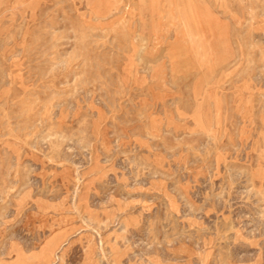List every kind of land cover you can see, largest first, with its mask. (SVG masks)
<instances>
[{"label":"rangeland","instance_id":"obj_1","mask_svg":"<svg viewBox=\"0 0 264 264\" xmlns=\"http://www.w3.org/2000/svg\"><path fill=\"white\" fill-rule=\"evenodd\" d=\"M0 264H264V0H0Z\"/></svg>","mask_w":264,"mask_h":264},{"label":"bare ground","instance_id":"obj_2","mask_svg":"<svg viewBox=\"0 0 264 264\" xmlns=\"http://www.w3.org/2000/svg\"><path fill=\"white\" fill-rule=\"evenodd\" d=\"M19 36V35H18ZM241 39V38H240ZM198 45V44H197ZM100 46V45H99ZM263 47V46H262ZM23 48V47H22ZM198 50V49H197ZM109 51V50H108ZM260 53V52H259ZM250 69V68H249ZM261 69V68H260ZM259 69V70H260ZM143 71V70H142ZM250 78V77H249ZM238 81V80H237ZM229 83V82H228ZM168 103V102H167ZM240 114V113H239ZM108 119V118H107ZM254 120V119H253ZM9 122V121H8ZM214 152V151H213ZM13 156V155H12ZM137 162V161H136ZM185 167V166H184ZM211 167V166H210ZM121 169V168H120ZM228 169V168H227ZM161 174V173H160ZM78 179V178H77ZM76 180V179H75ZM82 182V181H81ZM75 185V184H74ZM249 189V188H248ZM109 201V200H108ZM75 209V208H74ZM74 213V212H73ZM127 213V212H126ZM190 215V214H189ZM187 220V219H186ZM241 221V220H240ZM102 226V225H101ZM121 226V225H120ZM123 227V226H122ZM229 227V226H228ZM118 228V227H117ZM56 241V240H55ZM172 243V242H171ZM60 245V244H59ZM36 247V246H35ZM217 248V247H216ZM105 249V248H104ZM96 252V251H95ZM107 254V253H106ZM172 256V255H171ZM102 260V259H101Z\"/></svg>","mask_w":264,"mask_h":264}]
</instances>
